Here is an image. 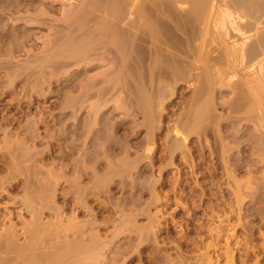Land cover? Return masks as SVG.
Instances as JSON below:
<instances>
[{"label":"rangeland","instance_id":"rangeland-1","mask_svg":"<svg viewBox=\"0 0 264 264\" xmlns=\"http://www.w3.org/2000/svg\"><path fill=\"white\" fill-rule=\"evenodd\" d=\"M81 1L80 0H0V36H1L0 37V131H1L0 132V177L5 181L4 182L5 184L3 185L4 186L6 185L2 189V191L4 190L3 194L1 195L2 197L0 196L1 197L0 214L4 213L2 215H4L5 217L7 216L10 217V218L8 217L10 221L9 219L7 220L6 218V221L4 223H0V230L2 231L3 229L2 227L4 226L6 227H4L3 231L5 230V228H7V226L9 227L11 221H13L14 224H16V226L17 225L19 226L18 227L19 230L20 227H22L23 223L20 221L18 217L25 216L27 218V216L24 213L19 212L22 211L21 209L22 207L19 206L20 204L18 203L20 202L23 196V192L21 191V189L23 188L24 177L23 176L20 177V173L19 174L15 173V171L13 170V166L12 167L10 166L12 164L11 162H13L12 160L13 157L16 156L18 152L17 150L14 149L15 148L14 141H16L17 139L24 140L27 151L31 149L33 150V148L35 147L33 150L34 153L32 150H31L32 152L31 151L29 152H31V154L33 153L32 155L30 154V156H33L32 157L33 160H37V165L38 163L39 165H41L42 163L44 165V169L46 170L53 169L54 171L57 172L60 171L63 172V170H66L69 174L68 175L69 177L71 175L69 171L72 170V167L75 166L76 162L79 163V161L81 162V160L83 162V158H85V162L87 165H89V167L92 166L94 164V161L92 164V161L89 159V157L92 154L99 155L98 158H100L101 156L100 160L103 159L101 161L100 160L98 161V166H99L98 171L99 173L101 172L103 174L104 172L103 170L105 167L103 166L102 163L103 161H106V157H108L106 156L108 154L106 152H108V147L111 144V147L113 146L112 147L113 154L110 160L119 161L121 159L120 157H123L125 155L123 149H130V157L132 159L138 158V155L140 154L141 156L140 155L139 156L142 157L141 158L142 160L140 159L137 162L138 166L135 165V167L136 166L137 167L136 168L134 167L133 168L134 171L132 170L129 173L130 177L129 176L127 177L126 183L121 184L123 181L121 182L120 178H115V183L109 187L112 190L109 189L107 193H103L105 197L103 194L97 196L99 198L101 197L100 199L101 201H99L97 197L92 199L93 201L92 200H90V202L88 201L89 207L90 208L92 207L94 211V214L90 213L93 214L90 215V217L92 216L91 218H93L98 224L100 223L99 226L101 227H99L98 231H100V233L102 231L101 235L103 238H107L110 236L109 237L110 240L113 241L112 242L113 244L111 243V241H110L111 244L107 243L106 245L108 244L109 245L105 246L104 250L99 249L101 252L98 250L97 252L98 256L96 255V257H94L95 259L88 258L86 261L89 262L88 264H170V263L171 264L174 263L201 264V262L202 264L203 263L206 264L207 262L209 264H264V190H263L264 150H262L261 147L262 143L261 141H259L257 135L258 127L254 126L256 124L258 125V123L255 122L257 121V118L255 117L251 118L252 116L251 115L250 117H248V119L246 118L247 119L246 121H243L244 123L240 121L241 124L239 123L238 127L234 126L232 128L226 126L227 127L226 128L225 127L226 122H222V120L225 121L224 116L227 117V115H229L230 112L228 109L223 108V106H218L216 110L217 111L216 114L222 119V120L220 119L221 125L219 124L220 126H218L220 128L211 125L209 127V130L212 131L211 132L212 134L209 133L208 135L204 134V136H202L203 135L202 133L199 135L197 133H192V135L191 134L187 135L186 132L185 134L181 130H179L180 134L177 132L176 133L173 132V130L171 131V129H174V126L170 124L174 122L173 120H175L178 114L182 111L183 108L182 106H185L183 102H185L192 96L193 82L191 81L189 83V81L186 82L184 81L181 82L180 85L177 87L176 95L168 100L167 102L168 106L166 110L167 113H165V117L162 122L163 127L161 126L160 129L158 127V129L156 128L157 130H153V132L155 131V133H152L154 138L152 142L147 143L146 141L148 137L151 136L152 134L150 131H148V129H146V127H143V125H141L144 121L143 116L141 115L129 116L126 113V109H123V107L121 109V105H122L121 103L124 101L126 96L125 94L120 95L121 92L120 93L118 92V94H116L117 97L114 95L113 96L114 98L111 96V94H109V96L114 100H112L109 96H108L109 98L108 97L105 98L106 95L103 97L102 100L105 99L107 100L104 101L105 103L101 100L104 104L101 103L103 105V106L101 105V107L103 108L100 107L101 110L100 113L98 114L99 118L97 117L99 121L96 122L97 124L95 123V127H93L92 131L89 132V126L91 125V124L89 125V123H91L90 122L91 118L93 119L90 107H92V104L99 102L98 100L99 94L101 95V93H103V90L105 91L104 86L108 85V84L104 85V80L106 75L112 73V71H115L116 73V71L118 70V68L116 67L118 66L116 65V67L115 66L113 67L112 63L107 58H100V59L91 58L90 60H83L76 63L73 62L68 63V65L66 66H63V64H61L62 66L58 64H57L58 66L56 64L50 65V62H48L49 65L48 64L44 65V63H47L44 62L45 60L44 58L48 55L47 52L50 51L51 53V51L53 52L55 50L54 47L59 46V44L57 43H56L57 45H55L54 43L55 45L54 46L52 42L56 38L54 37L57 30L56 28L61 29L63 28V26L64 28H67V26L70 25L73 21L82 19V18L79 19V16L80 17L81 15L84 16L83 13L85 14V17L83 19L84 20L88 19L90 21L89 25L92 23L90 25L92 26V29L94 28V26H98L97 23L100 22L101 19L102 21L104 19V21L106 22L109 21V19H111V16L109 18L108 16L109 14L108 13H107L108 15L106 14L105 9L101 8L99 10L98 8L95 7V2L97 1L98 3L101 2L102 3V4L100 3L101 5H103L104 3V5H106L107 7V10L109 7L111 8L113 2L111 1L107 2L108 0H104V1L95 0L93 4L94 0H81ZM228 1L229 0H211L213 12L212 10H210V14H212L214 17L212 16L210 20L213 19L212 22L213 21L214 22L212 23L210 21L209 23L210 30L209 28L207 29L209 30V32L208 31L206 32L205 34L206 38L200 36L202 39L199 38L194 43V46L200 47V52H201V46L207 44L208 48L205 45L206 47L204 46L202 55L200 52L198 53V55L203 56V60H205L204 61L205 63H203V65L208 63L209 57H210L209 59L210 63L208 64L211 67H213L214 62L210 60H214V61L217 60L218 63L216 61L214 65L217 64L218 65L213 67L214 69H218V67L219 69L220 67L221 69H223L224 67H228L230 69V66H232L231 63H228L229 61L226 60L223 61V59L225 58V56H223V53L224 55L226 53L224 52L225 51L224 48H223L224 51H221L222 49L221 50L219 49L224 46V43H222L223 28L225 29V31L232 29L231 26L229 25L230 23L228 24V22L230 21V18H228L229 15H227V18L225 15V13L228 14L230 10H233L232 8H228L229 6H227L224 3ZM77 5L79 6V8ZM189 6H190L189 3L186 2L183 4L179 3L178 5H176V7H173L174 10L172 12L174 17H176L181 22H184V20L185 22H188L190 20L191 23L192 15L189 14L188 12H186L188 13V15L184 13L185 11H188L190 9ZM78 11L81 14H78L79 13ZM223 11H227V12H223ZM180 13L181 14L184 13L183 14L184 16L180 15ZM66 16H68L67 19L68 20L70 19L69 21H71L68 24H65L66 22H69L68 20L65 19ZM184 17L187 19V21L186 19H184ZM126 18L129 17L126 16ZM126 18L124 17V19L127 22L128 19ZM180 18H182L183 20H181ZM96 21L98 22L96 23ZM262 21L264 22V15L262 16L261 23H263ZM93 22H95L96 24ZM61 23H63L64 25L62 26ZM242 23L246 25H250L249 27L251 28L254 27L253 24L251 23V18L249 17L242 20ZM86 24L88 23L86 22ZM187 24L190 27V24L189 23ZM225 24L227 26H225ZM259 27H263L262 24H260ZM64 28L62 29V31L64 30ZM180 34H181L180 37H183L182 33ZM219 34L222 35L220 36ZM64 35H66V33L64 34L62 33V36ZM199 40L200 41L203 40V41L200 42ZM209 44H210V48L213 47L214 49L212 50L213 53H211L212 51L209 48ZM212 44L213 45L215 44L216 46L215 45L213 46ZM52 47L54 50L52 49ZM219 52L222 55H220ZM204 53L205 54L210 53L209 54L210 56L206 58L204 57L205 56ZM219 55L221 56L222 62L219 59L220 58ZM42 56L44 58H42ZM55 60L58 61L57 59ZM199 60L200 59L198 60L196 59L194 63L197 61H198L197 63H199ZM203 60L201 59L200 64H202ZM41 61L42 63L44 62L43 65L42 63H40ZM219 64L220 65L222 64L223 67L222 65L219 66ZM39 65H41L42 69L44 68L43 71L41 70ZM25 67L27 70L29 69L30 71L25 70ZM20 68L21 70L23 68V70L21 71ZM228 68H224L223 70H226ZM111 69L113 70L111 71ZM39 70L41 71V73H38ZM232 71L233 70H231V74L229 71V73L226 75V83L230 82L229 84H227L228 87L230 84H232L233 86H235V84L237 83L244 84L242 83L244 82L243 79L246 81L249 80L248 82L250 83L251 81L250 77L244 76L242 73L239 72L233 71L232 73ZM22 72L25 74V76L24 74L21 75ZM31 72H33L34 74ZM37 77H39L38 80ZM236 78L239 79L237 80ZM93 80L96 82H94ZM238 81L241 82L239 83ZM81 82L83 85L81 84ZM108 86L110 87V85ZM108 86L106 87V89L109 88ZM231 86L229 88L226 86L218 87L219 90L222 88V91L225 92L223 93L224 95L223 94L219 95L220 102H223L222 100L224 101L227 100V98L230 99L233 96L231 95L232 93L230 94ZM39 87L42 89L40 90ZM86 87L89 90H91L93 92L91 94L94 95L92 96L90 94L91 97L87 98V100L85 99L87 104L85 101H82L80 97L84 93V91L85 92L89 91L88 89H86ZM224 87L226 88L223 89ZM82 91L83 93H81ZM31 92H33L32 93L33 95L31 94ZM122 97L123 100H121ZM77 98L78 100L79 99L80 100L79 101L75 100ZM94 98L95 99L97 98V100H95ZM81 104H83L84 106H82ZM63 106L65 107L63 108ZM66 106L68 107L66 108ZM71 107L72 109L74 108L75 109L72 110ZM78 107L81 108L77 110ZM255 113L257 114V112ZM256 114L253 115L255 116ZM87 115H89V117ZM171 119H173L172 122ZM30 121H35L38 127V129L36 127V130L40 134H38V138L36 139L32 138L31 134L27 132V130L25 129V126ZM239 125H241V127ZM115 129L116 131L114 134ZM218 130L221 131L220 135L218 134ZM174 131H176V129H174ZM234 135L236 137H234ZM113 136L114 137L117 136V137L114 138ZM178 137L179 138L182 137V139L184 138V140L182 141L180 140L181 138L178 139ZM176 138L180 142L182 141L181 143L179 141L178 142L180 144H183L182 145L183 148H185L186 145L188 148L185 149L186 151L184 153H182L184 149L183 151H181L182 148L181 150L178 149L177 152L175 151L176 153L170 152L172 154L175 153V155L173 158L168 157L170 156L169 155V151H170L169 147L171 145L170 143H172L174 140L176 141ZM8 140H10L9 141L10 143H8ZM185 140L187 141L186 145H184ZM166 142L168 143L167 145ZM219 143L221 146H219ZM225 143H227L229 147ZM237 143L239 146L237 145ZM223 146L226 148V149L224 148V153H222L221 150L223 149L222 148ZM230 147L233 148V150L229 149ZM103 149L105 152H103ZM187 150L190 153H186L188 152ZM37 153L39 155H37ZM103 153H106V155L104 154L105 157ZM183 154L184 156L182 157ZM61 155L63 157H61L60 160ZM36 157H38V159L40 157L39 160L40 161L43 160V162H38L39 160ZM9 158H12L11 161ZM189 158H191V161ZM74 160L76 162H74ZM171 160L175 164L173 165L169 164ZM6 166H9V168L13 170L14 174L8 168L6 169ZM190 166H192V168ZM10 171L11 174H8L10 173ZM132 172L133 174H131ZM5 174L10 176L12 175V177H14L13 178L14 181L13 179H9L10 176L6 177L7 175ZM15 174L17 176H15ZM234 176L235 178H233ZM154 177L156 178V180ZM150 178L152 179V181H150ZM239 178L241 180H239ZM139 179L142 183L139 181ZM145 179L147 180L146 184L143 181ZM253 179L255 180V182ZM86 180L88 181V179ZM9 181H11V183ZM87 181H85L84 184H86ZM149 181L152 182L153 184L157 181V183L155 184V188L153 187L149 188V184H151L149 183ZM139 182L141 185L138 184ZM62 186H65L64 183L62 184ZM62 186L59 188L58 190L59 192H63L64 190L66 191L68 189V187H66L67 185L65 186V188L67 189L63 188ZM123 186L126 187L124 188ZM139 186L140 187L142 186L143 188L141 189ZM236 186H239L240 188ZM252 187L253 188L255 187L254 191ZM154 191H155V196L157 194L158 197L161 196L163 198L162 199L161 197H159L160 200L158 203H156L157 201L156 202L153 201L154 196L152 194H154ZM237 194L238 195L240 194L239 198L236 197ZM61 197L62 196H60V199L58 200V204L59 205L62 204L61 206H64L65 204L69 206L67 207L68 216H70L71 215L70 213H72V215L74 214V216L75 215L77 217L79 216L78 218L81 220L89 218V215H87V213H86L87 215L86 217L85 213L84 212L81 213L79 209H76V207H74L73 209L74 202L71 200L72 198L70 196H65V198L64 197L61 198ZM240 198H242V201H240ZM150 200L153 201V203L150 206L149 212L144 214L143 208L146 206V204L148 205V202ZM151 201L149 202V204L151 203ZM123 204L124 206H126L124 207V213H126L127 215L131 214L130 212L132 210H133L132 213H136V214L137 213L139 214V212L140 214L143 213L142 215L139 214L138 217V224L139 223H140L139 225L142 224L141 226L145 225V223L148 222L150 216L157 215L158 219L161 220L160 227H162V231L160 232V234H158L157 236L158 238L156 239V241H155L156 237L152 236L153 237L152 238L151 235L149 238L150 240L147 238L148 236H146L144 238H147V240L142 239L143 241L141 240V238H138L139 236L129 237L127 235L129 237L128 238L126 236L128 232L125 234H121L118 237L112 239L113 237L112 230H114V227L112 226L113 223L111 224V222L114 221L112 219H116L115 221L119 219L121 214L120 212L123 211ZM130 205L132 207L135 205L134 209L131 208L132 209L131 211L129 209ZM116 207H118L117 210H121V211H117ZM120 207L121 209H119ZM158 210L159 212L161 211L162 213L160 212L159 214ZM12 213L15 216L11 215ZM131 215H135V214H131ZM106 218H108V220L110 221L112 220L110 222L111 225L105 223V220L106 222H109ZM0 222H2L1 219ZM103 223H104L103 225L104 227L102 226ZM19 232L21 233L22 231ZM108 232H109V236H108ZM18 241H20V243ZM18 241L16 242L19 246L16 247V250L21 249V251L20 250L19 251L20 254H22L23 252H25L23 251L24 245L22 244V242L25 243L26 240L24 237L22 238L20 237ZM50 243L53 244L52 242ZM98 257L101 258L102 260H100ZM207 257L211 259L209 260ZM96 259H98L99 261ZM86 262L84 261V263Z\"/></svg>","mask_w":264,"mask_h":264},{"label":"bare ground","instance_id":"bare-ground-1","mask_svg":"<svg viewBox=\"0 0 264 264\" xmlns=\"http://www.w3.org/2000/svg\"><path fill=\"white\" fill-rule=\"evenodd\" d=\"M102 1H104V0H102ZM109 1L113 2V5L111 6V8L109 7L110 5L108 6L109 11L107 10V7H106V5H104V3H103V5H101L102 4L101 2H100L101 3L100 4V3H98V1L97 2H95V0L93 1V4L95 2L96 8H98L99 10L101 8L105 9L106 14L107 13L109 14V15L107 14L109 16V18L111 16V19H109V21L106 22V21H104V19H103V21L101 19L100 22L96 21V23L98 22L97 23L98 26H94V28L92 29V26H90L92 23L89 25L90 21L88 19H86V20L83 19L85 17V14L83 13L84 16H82V15H81V17L79 16V19L80 18H82V19L73 21L70 25L67 26V28H64V26H63L64 24L61 23L65 32H64V30L62 31L63 28H61V29L56 28L57 29V30L55 29L56 34L54 33L56 35V36L54 35V37H56V38L52 41L53 45L55 43V45L59 44V46L54 47L55 46L54 45L53 47L55 48V50L52 47V49L54 50L53 52L52 51H51V53H50V51L47 52L48 55L46 54L47 56L45 58L42 56V58L45 59L44 62H47V63L43 62L44 65L48 64V62H50V65H52V64H56V65L57 64L58 65L63 64V66H66V65H68V63H72V62L76 63V62L83 61V60H90L91 58H94V59L107 58L112 63L113 67L114 66L116 67V65L118 66V67H116V68H118L116 73H115V71H112L113 69H111L112 73L106 75V77H105L104 85L105 84L110 85V87L107 85L110 89L109 88L106 89L107 86H104L105 91L103 90V93H101V95L99 93H97V94H99V96H98L99 102L92 104V107H90L93 119L91 118V121H90L91 123H89V125L91 124L89 126V132L92 131L93 127H95V123L99 121L98 120V118H99L98 114L100 113V110H101L100 109V107L102 105L101 103H103L104 101L107 100V99L102 100L103 97L106 95L105 98H107L109 96V94H111V96L113 97L114 95L116 96V94H118V92L119 93L121 92L120 95L121 94L126 95L124 101L122 103L120 101V103L122 104L121 109H122V107H123V109H126V113L129 116L130 115L131 116L132 115L143 116L144 121L141 125H143V127H146V129H148V131H150L151 134L155 133V131L153 132V130H157L158 127L160 129L162 126V122H163V119L165 117V113H167L166 112L167 106H168L167 102L169 99H171L172 97H174L176 95L177 87L180 85L181 82L189 81V83H190L192 81L193 82L192 83V96L188 100L183 102L185 106H182L183 107L182 111L178 114L177 118L175 120L171 119V122H172V120L174 122L171 124L169 123V124L173 125L174 129H176V131H174V129H171V131L173 130V132L179 133L180 132L179 130H181L184 133L186 132L187 135H189V134L192 135V133H197L198 135L202 133L203 134L202 136H204V134L208 135L209 133L212 132L209 130V127L211 125L214 127L220 128L218 126L221 125L220 122L222 119L216 114L217 113L216 110H217L218 106H223V108L228 109L230 112V113L228 112L229 115H227V117L224 116L225 121L222 120V122H226L225 127L226 126H229L232 128L234 126L238 127V124L240 123V121H242V122L246 121L248 119V117H250L251 115H252L251 118H253V117L257 118V121H255V122L258 123V125L257 124L254 125L253 123L252 124L254 126L258 127V131H257L258 134L257 135H258L259 141H261V143H262L261 144L262 150H264V22L262 21L263 23H261L262 16L264 15V0H229L228 2H224L227 6H229L228 8L233 9V10H230L228 12V14L225 13L226 18H227V15H229L228 18H230V21L228 22V24L230 23L229 25L231 26L232 29L225 31V29L223 28V35L219 34L220 36L222 35V41H223L222 43H224V46H225V47L223 46L222 48H219V49L220 50L222 49L221 51L225 50L224 52H226L225 55L223 53V56H225V58L222 56L224 58L223 61L224 60L229 61L228 63H231L233 66L232 67L229 65L230 69L228 67H224V68H228L229 70L228 69L223 70L224 68L221 69V67H220V69H219V67H218V69H214L213 67L218 65L217 60H216L217 65H214V63L216 61L210 60V61L214 62L213 67H211L208 64V63H210L209 62V59H210L209 54L210 53H206V54L204 53L205 54L204 57H206V58L209 57V58H208V63L203 65V63H205L204 62L205 60H203V56H201V55L203 53L204 46L205 45L207 46V44H204V46H201V52H200L199 46H198L199 49H198V47L194 46V43L196 42V40H198L199 38L202 39L201 37L204 38L206 32L207 31L209 32V30H210L209 23H210V21L212 22V20H213V19L210 20V18L213 16L212 14H210V10H212L211 0H108L107 2H109ZM81 2H83V1H81ZM186 2L189 3L190 9L189 10L187 9L188 11H185L184 13L188 12L189 14L192 15V16L189 15L192 18L191 23H190L189 19H188L189 20L188 22H185V20H184V22H181L176 17H174L173 12H172L174 10L173 7H176V5H178L179 3L183 4ZM18 3H20V2H18ZM105 4H107V3H105ZM93 6H91V7H93ZM81 7H82V5H81ZM95 7H94V9H95ZM78 8H79V6H78ZM212 12H213V10H212ZM223 12H227V11H223ZM188 13H186V14L188 15ZM78 14H81V13L79 12ZM183 14L180 13V15H183ZM126 16H128L129 18H126ZM175 16H177V15H175ZM183 16H181V17H183ZM189 16H187V17H189ZM124 17L126 19H128L127 22L124 19ZM247 17L251 18V23L254 26L253 28L249 27L250 25H246V24L242 23V20L246 19ZM67 18H68V16H66L65 19L68 20ZM77 18H78V15H77ZM101 18H103V17H101ZM180 19L183 20L182 18H180ZM184 19H186V18L184 17ZM124 20H125V22H124ZM186 21H187V19H186ZM70 22L71 21L66 22L65 24H68ZM86 22L88 24H86ZM93 23H95V22H93ZM187 23L190 24V27ZM260 24H262L263 27H259ZM225 26H227V25L225 24ZM208 28H209V30H207ZM62 33L63 34L66 33V35L62 36ZM180 33H182L183 37H180L181 36ZM59 34H61V35H59ZM214 34H216V33H214ZM208 36H209V34H208ZM39 39H41V38H39ZM203 40H201V41H203ZM219 40H220V38H219ZM202 43H201V45H202ZM45 44H47V43H45ZM212 45H211V47H212ZM207 48H208V46H207ZM209 48H210V44H209ZM217 48H218V46H217ZM223 48H224V50H223ZM210 49H211V51L214 50L213 47ZM215 50H216V48H215ZM217 51H219V50H217ZM199 52L201 53V55H198ZM220 52H219V54L222 55ZM211 53H213V51ZM211 58H212V56H211ZM55 59H57L59 62L56 61ZM196 59L197 60L200 59L199 63H197L198 61L194 63V61H196ZM201 59L203 60L202 64H200ZM219 59L222 62L221 56ZM35 62H37V61H35ZM51 62H53V63H51ZM34 63H33V65H34ZM40 63H42V61ZM43 63H42V65H43ZM224 63H227V62H224ZM27 65H29V64H27ZM221 65L219 64V66H221ZM29 66H31V65H29ZM39 66H40L41 70L43 71L44 68L42 69L41 65H39ZM222 67H223V65H222ZM231 67H232V69H231ZM20 70H21V68H20ZM22 70H23V68H22ZM25 70H27L26 67H25ZM35 70H34V72H35ZM231 70H233L234 72L242 73L244 76L250 77L251 81L249 83L248 82L249 80L246 81L243 79L244 82H242V83H244V84H241L240 83L241 81L240 82L238 81L240 84L237 83V84H235V86L230 84L229 87L232 85L230 94L232 93L231 95H233V96L231 98L229 97L230 99L227 98V100H225V101L222 100L223 102H220L219 101L220 100L219 95L223 94L225 92L222 91V88L219 90L218 87H222V86L228 87L227 84H229L230 82L226 83V75L229 73V71L231 74ZM233 71H232V73H233ZM24 73H25V71H24ZM24 73L22 72L21 75ZM31 73H33V72H31ZM38 73H41V71L39 70ZM232 75H234V74H232ZM24 76H25V74H24ZM12 77H14V76H12ZM38 78L39 77H37V80H38ZM31 79H33V78H31ZM44 79H46V78H44ZM44 82H41V83H44ZM90 82H92V81H90ZM94 82H96V81H94ZM39 83H40V81H39ZM81 84H82V82H81ZM93 84H95V83H93ZM40 87H39V89L41 90L42 88H40ZM101 87H100V89H101ZM226 87H224L223 89H225ZM82 88H84V87H82ZM25 89H27V88H25ZM86 89H88V88L86 87ZM33 90H34V88H33ZM229 91H230V89H229ZM33 92H31V94ZM81 93H83V91ZM91 93H93L91 90L86 91V92L84 91V93L80 96L81 100L82 101H85V99L87 100V98L91 97V95H92ZM120 95H119V97H120ZM92 96H94V95H92ZM76 97H77V95H76ZM67 98H69V97H67ZM75 100L79 101L80 99L78 100V98H77ZM95 100H97V98ZM112 100H114V99H112ZM121 100H123V97ZM86 104H87V102H86ZM64 105H66V104H64ZM68 105H69V103H68ZM81 105L84 106L83 104H81ZM88 105H90V104H88ZM76 106H78V105H76ZM64 107L65 106H63V108ZM67 107L68 106H66V108ZM80 108L78 107L77 110H79ZM101 108H103V107H101ZM71 109H72V107H71ZM74 109H72V110H74ZM255 112H257V114ZM80 113H82V112H80ZM234 114H236V115H234ZM253 114H256V115L254 116ZM87 116L89 117V115H87ZM29 119H31V118H29ZM249 120H250V118H249ZM24 124H26V123H24ZM239 126L241 127V125H239ZM36 127H37V124L35 121H30L25 126V129L27 130V132H29L31 134L32 138H35V139L38 138V134H40L36 130ZM37 129H38V127H37ZM211 129H213V128H211ZM236 129H238V128H236ZM220 130H218L219 135L221 134ZM115 131H116V129L114 130V134H115ZM215 131H217V130H215ZM83 132H84V130H83ZM150 132H149V135H150ZM28 136H29V134H28ZM115 137H117V136H115ZM208 137H205V138H208ZM234 137H236V136L234 135ZM180 138L178 137V139H180L182 141L184 140V138L183 139H182V137H180ZM35 139H34V141H35ZM111 139H113V138H111ZM153 139L154 138H153V134H152L151 136L148 137V139L146 141H147V143H150L153 141ZM178 139L176 138V141L172 140L173 142L170 143L171 144L170 147L168 146L169 150H170V151L168 150L169 155H170L168 157L173 158L178 149L181 150V148H182L181 151H183V149H184V151L182 152V153H184L186 151L185 149L188 148L186 145V143H187L186 140H185L186 142L184 141V145H186V146H185V148H183L182 147L183 144H180L182 141L180 142ZM251 139H254V138H251ZM115 140H117V139H115ZM2 141H3V139H2ZM9 141L10 140H8V143H10ZM253 141H255V140H253ZM109 142H112V141H109ZM154 143H155V141H154ZM227 143H225V144H227ZM167 144L168 143L166 142V145ZM14 145L13 146L15 148L14 147H12V148L17 150L18 152H17V155L14 153L16 156L13 155L14 156L13 159L9 158L10 161H11V159L13 160V162H11L12 164L10 166L11 167L13 166V170L15 171V173H18V174L20 173V177L21 176L24 177L23 188L21 189V191L23 192V196H22V198L20 197L21 200L18 199V200H20V202H18V203L20 204L19 206L22 207L21 208L22 211H19V212L24 213L28 219L25 216L20 217L19 215H17V216H19L18 218L20 219V221L23 223L22 227H20L19 230H18L19 226L18 225L16 226V224H14L13 221H11V223L9 222L11 225L9 224V227L7 226V228H5L4 231H3V229L6 226L2 227L3 229L1 228L2 231L0 230V264H86V263L88 264L89 262H86L88 258L91 259V258L96 257V255L98 256L97 252L99 249L104 250L105 246H108L109 244H111L113 242L109 238L110 237L109 232H108L109 237L106 236L107 238H103L101 235L102 231H101V233H100V231H98L99 227H101V226H99L100 223L98 224L93 218H91L92 216L90 217V215L94 214V211H93L92 207L91 208L89 207L88 201L90 202V200L96 198L97 196L102 195L103 193H107L110 189L109 187L115 183V178H120L121 182L123 181L121 184L126 183L127 177L128 176L130 177L129 173L132 170L134 171L133 168L135 167V165H137V162L142 158V157H140L141 155L139 154L140 156L138 155V158L132 159L130 157V149H123L125 155L124 156L122 155L123 157H120L121 159L119 161H112V160H110V158L113 154V152H112L113 146L111 147V144H110V146H109L110 148L108 147V152H106L108 154L106 155V153H103V155L105 154L106 156H108V157H106V161H103V163L101 162L103 164V166L105 167L103 170L104 171L103 174L101 172H100L101 173L100 174L98 171V169H99L98 161L100 160L101 156H100V158H98L99 155L92 154L89 157V159L92 161V164L94 161V164L89 167V165H87L85 162V158H83V162L81 160V162L79 161V163L74 160V162H76V164H75V166L72 165L73 167H72V170L69 171L71 173V175L69 177L68 176L69 174L66 170H63V172L58 170L60 172H57V171H54L53 169H48V170L44 169V165L42 163H41V165H39V163L37 165V160H33V158H32L33 156H30L31 152L34 150L35 147L33 148V150L31 149L32 151L31 150L27 151L26 147H25L24 140L17 139L16 141H14ZM227 145H225V146H227ZM237 145H238V143H237ZM219 146H221L220 143H219ZM217 147H218V145H217ZM228 147H229V145H228ZM145 148H147V147H145ZM222 148H223V149H221L222 153H224L225 147L223 146ZM104 149H103V152H105ZM106 149H107V147H106ZM229 149L233 150V148H231V147ZM201 150H202V148H201ZM29 151H31V152H29ZM231 151H229V152H231ZM144 152H146V151H144ZM144 152H143V154H144ZM170 152H175V153L172 154ZM33 153H34V151H33ZM186 153H190V152L188 151ZM8 154H9V151H8ZM40 154H41V152H40ZM37 155H39V154L37 153ZM100 155H102V154H100ZM105 155H104V157H105ZM225 155H226V153H225ZM183 156H184V154L182 155V157ZM61 157H63V156L62 155L60 156V160H61ZM34 158H35V156H34ZM36 158L38 159V157H36ZM193 158H194V156H193ZM39 159H40V157H39ZM189 159L191 161V158H189ZM101 160H103V159H101ZM172 160L169 163L171 165L175 164V163H173ZM1 161H3V160H1ZM38 162H43V160L42 161L39 160ZM140 162H143V161H140ZM263 162H264V160H263ZM239 163H241V162H239ZM261 164H262V162H261ZM5 165H3V166H5ZM190 167L192 168V166H190ZM7 168L13 172V170L11 168H9V166H6V169ZM101 170H102V168H101ZM11 171H10V173H8V172L7 173L11 174ZM13 174H14V172H13ZM131 174H133V172ZM5 175H7V174H5ZM137 175H138V173H137ZM8 176H10V175H7L6 177H8ZM15 176H17V175L15 174ZM136 176H134V177H136ZM11 177H12V175L10 176L9 179L14 178V177H12V178ZM152 178H153V176H152ZM233 178H235V176ZM86 179H88V181ZM84 180L87 181L86 184H84V182H85ZM155 180H156V178H155ZM239 180H241V179L239 178ZM13 181H14V179H13ZM139 181H140V179H139ZM143 181L145 184L147 183L146 179ZM150 181H152L151 178H150ZM150 181H149V183H151V184H149V188L150 187L155 188V184L157 183V181L154 184ZM237 181H238V178H237ZM4 182L5 181L3 179H1V177H0V196L3 194V191H4V190L2 191L3 187L6 186V185L5 186L3 185V184H5ZM9 182L11 183V181H9ZM140 182L138 184H140ZM254 182H255V180H254ZM63 183L65 186L67 185L66 187H68V189L65 188V186H62ZM132 183H133V181H132ZM232 183H234V182H232ZM135 184H137V183H135ZM236 184H237V182H236ZM240 185H241V183H240ZM61 186L67 190L65 191L64 189H62L64 191L59 192L58 190ZM130 186H132V185H130ZM249 186H250V184H249ZM252 186H254V185H252ZM132 187H134V186H132ZM236 187H239V186H236ZM140 188L142 189L143 187L141 186ZM254 188H253V191H254ZM110 190H112V189H110ZM233 190H235V189H233ZM263 190H264V188H263ZM238 191H237V193H238ZM240 194L239 195L237 194L236 197L239 198ZM152 195L154 196L153 201H155V202L157 201L156 203H158L160 200L159 197H161V196L158 197L157 194L155 196V191H154V194H152ZM60 196H62L64 198H65V196H70L72 198L71 200L74 202L73 209H74V207H76V209H79V211L81 213L84 212L85 215L87 213V215H89V218L81 220L78 218L79 216L78 217L76 215L74 216V214L72 215V213H70L71 215L68 216L67 207H69V206H67L66 204L64 206H61L62 204L61 205L58 204V200L60 199ZM104 197H105V195H104ZM106 198H107V196H106ZM97 199H99V201H101L100 200L101 197L100 198L97 197ZM153 201H151L150 204L148 202V205L146 204V206L144 205L145 206L143 208L144 214L149 212L150 206L153 203ZM240 201H242V198H240ZM253 201H255V200H253ZM145 202H147V201H145ZM18 203H17V205H18ZM133 204H134V202H133ZM111 205H112V203H111ZM124 207H126V206H124V204H123V211L117 210L118 207H116L117 211H121L120 217L117 221H115L116 219H112L114 221L111 220L112 221L111 222L110 220H108V218H106V219L109 222H106V220H105V223H107V224H110V222H111V224L113 223L112 226L114 227V230H112V236H113L112 239L118 237L121 234H125L128 232L126 234V236L127 235L129 237H138L139 236L138 238H141V240L142 239L147 240V238L149 239L150 235H151V237L152 236L156 237L155 238V241H156V239L158 238L157 237L158 234H160V232L162 231V227H160L161 220L158 219V217L156 215L157 213L155 214L156 216L153 215L154 217L150 216L149 219L147 218L148 222H146L145 225H143L144 226L143 227V226H141L142 224L141 225H139L140 223L138 224V217H139L140 212H139V214L138 213L137 214L132 213L133 210L131 208L134 209L135 205L133 207L130 205V208H129L130 211L132 210L130 213L135 214V215H131V214L127 215L126 213H124ZM91 209L93 212L91 211ZM119 209H121V207ZM137 212H138V210H137ZM158 212H159V210H158ZM160 212H159V214H160ZM90 213H93V214H90ZM2 214H4V213H2ZM2 214H0V219L2 220V222H0V223H4L6 221V218H7V220L10 218L9 216L5 217ZM95 214H96V212H95ZM118 214H119V212H118ZM142 214H140V215H142ZM11 215H14V214L12 213ZM87 215H86V217H87ZM95 216H97V215H95ZM46 218H48V219H46ZM9 221H10V219H9ZM240 222H241V220H240ZM2 225H5V224H2ZM103 225H104V223L102 224V226ZM19 231H22V232L20 233ZM217 232H218V230H217ZM146 236H148V237L144 238ZM20 237L21 238L24 237L26 240L25 243L22 242V244L24 245L23 251H25L23 253L21 252L22 254H20L21 249L16 250V247L19 246L16 241H18V239ZM217 237H218V235H217ZM110 241H111V243H110ZM130 241H131V239H130ZM214 241H215V239H214ZM15 242H16V244H15ZM18 242L20 243V241H18ZM50 242H52L53 244H51ZM152 242H154V241H152ZM107 243H109V244L106 245ZM227 246H228V244H227ZM136 247H138V246H136ZM15 252L17 254L19 252L20 255L19 254L17 255ZM156 255H157V253H156ZM167 258H169V257H167ZM99 259L102 260L101 258H99ZM204 259H205V257H204ZM96 260H98V259H96ZM181 260H182V258H181ZM84 261L86 263H84ZM184 262H182V263H184ZM201 264H202V262H201Z\"/></svg>","mask_w":264,"mask_h":264}]
</instances>
